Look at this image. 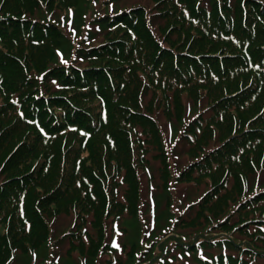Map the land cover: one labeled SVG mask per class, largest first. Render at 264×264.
<instances>
[{
	"label": "trees",
	"instance_id": "16d2710c",
	"mask_svg": "<svg viewBox=\"0 0 264 264\" xmlns=\"http://www.w3.org/2000/svg\"><path fill=\"white\" fill-rule=\"evenodd\" d=\"M55 1L0 0V264L55 241L63 213L85 219L66 254L123 264L96 251L99 241L113 249L102 223L136 216L143 175L165 190L169 152L179 150L193 158L181 179L210 183L181 222L228 229L196 233L186 249L194 264H264V0H156L148 15L135 2L89 6L91 28L76 42L53 16ZM189 97L207 106L168 149L158 116L180 119ZM107 190L124 201L102 212ZM14 200L25 225L15 224Z\"/></svg>",
	"mask_w": 264,
	"mask_h": 264
},
{
	"label": "rangeland",
	"instance_id": "374dc122",
	"mask_svg": "<svg viewBox=\"0 0 264 264\" xmlns=\"http://www.w3.org/2000/svg\"><path fill=\"white\" fill-rule=\"evenodd\" d=\"M134 2L143 5L147 15L156 6V0H80L79 3L75 2L74 4L71 2L66 4L63 3L62 0L60 4H57L55 1L54 4L57 6L53 10V16L58 20L62 27V31L76 42L83 35L88 33V30L91 28L89 18L94 14V10L91 9L93 6L98 7V10L104 9L105 6L106 9H114L121 5H129ZM62 49L60 52H57L58 57L62 60H66L68 58V52ZM86 62L87 61H82V64H86ZM51 64L52 62L49 60L46 66ZM41 75L42 70H39L37 76L40 77ZM209 103H211L210 99ZM183 104L185 111L182 113L180 119H171L165 123V116H158V118L162 117L160 122L163 123V137L164 139H168L165 142L168 149L175 141L181 125L185 124L195 114L198 108L207 106L205 99L195 100L191 97L185 98ZM165 136L167 137L165 138ZM212 144V141L209 142L199 154H203L205 151L210 150L209 147ZM186 146L187 144H183L179 149L185 148ZM177 153H180V155H176ZM177 153L172 154L169 152L171 174L168 178L165 190L155 188V186L152 185V181L149 179V174L147 176L143 175L140 185V195L138 197L139 202L136 204V216L132 217L129 214H122L120 220H118L119 218L117 217H112V215L107 216V221L102 224H104L105 229L108 230V238L113 247V251L108 249L106 245H103V247L100 241L97 244L96 251L108 253L113 260L118 255L120 259L124 261L123 264H154L155 261H157V264H194L196 262L197 253H186V249L188 248L187 244L195 241L197 232H200L202 235H207L209 233H227V228L211 229L208 224L200 226L197 225L196 222L190 220L187 223L181 222L186 215L192 217L196 214L194 211H188L186 213L183 211L187 209L189 203L205 193L210 183H193L191 182L192 179L182 180L180 175L181 171L188 162L193 160V158L191 156H187L186 158L181 150ZM4 156L0 159V164ZM152 167L155 168V164H153ZM157 177V170H155V178L158 181ZM252 180L253 177L250 176L249 182ZM104 193L105 200L101 208L102 212L105 210L108 212V208L112 205L113 201L114 203L117 201H124L121 196L115 198V196L110 195L109 190L104 191ZM166 197L169 198L168 204ZM17 202L18 201L14 200L12 203L14 205L15 224L25 225L23 212L20 210ZM160 212L161 217L158 215ZM181 212L182 214H180ZM73 215L74 214L63 213L55 221L54 225H52V240L55 241L50 242V244L39 246L34 249L36 251L32 250L31 253L24 254L22 251H17L15 254L13 253V257L11 253H9L5 255L2 264H45L48 262V258H50L54 264H101L103 255L99 256L98 260L95 262L93 257H86L87 255H85L83 250L79 253L78 258L75 256V251L72 256L64 252L70 243H75L73 241L77 240L72 233L81 229L82 226H79V223L85 220L80 217L74 221ZM179 216L184 217L180 219ZM176 218H179L178 222H175ZM25 223L26 228H28L29 223ZM88 227H90V223ZM93 228L92 225V228L83 231L80 236H83L84 239L86 236L85 233ZM63 235H66L67 240H60ZM162 241L163 247L161 246L162 249H159L158 246ZM132 243H135L136 247L133 249L131 256L127 258V250L131 248ZM70 247H72V244ZM102 247L103 249H101ZM189 248L191 249V246H189ZM217 249L218 248L213 247H203V249L198 247L197 252H202V250L216 251ZM223 249L226 250L225 247H223ZM163 255H167L168 260H166V257L165 259L162 258ZM260 261L262 262V260ZM257 263L258 261H254V264Z\"/></svg>",
	"mask_w": 264,
	"mask_h": 264
}]
</instances>
